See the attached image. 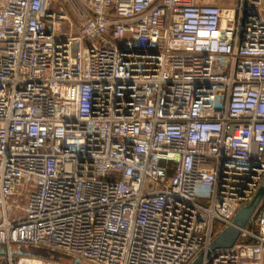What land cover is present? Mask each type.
Masks as SVG:
<instances>
[{
    "label": "built area",
    "instance_id": "1",
    "mask_svg": "<svg viewBox=\"0 0 264 264\" xmlns=\"http://www.w3.org/2000/svg\"><path fill=\"white\" fill-rule=\"evenodd\" d=\"M263 180L264 0H0V264H264Z\"/></svg>",
    "mask_w": 264,
    "mask_h": 264
},
{
    "label": "water",
    "instance_id": "2",
    "mask_svg": "<svg viewBox=\"0 0 264 264\" xmlns=\"http://www.w3.org/2000/svg\"><path fill=\"white\" fill-rule=\"evenodd\" d=\"M76 48V47H75ZM264 195V180L255 194L252 201L244 206L238 208L234 218L233 225L226 227L222 230L210 243L209 251H215L217 249L231 248L235 245L239 236L241 234V228L245 227L248 223L250 217L257 208L259 202L261 201ZM8 254V248L6 246L0 247V256H5ZM12 255H26L30 254L29 251H25L21 246H18L17 249L11 250ZM205 254H200L191 264H202ZM73 264H83V261L80 258H74L72 261Z\"/></svg>",
    "mask_w": 264,
    "mask_h": 264
},
{
    "label": "rangeland",
    "instance_id": "3",
    "mask_svg": "<svg viewBox=\"0 0 264 264\" xmlns=\"http://www.w3.org/2000/svg\"><path fill=\"white\" fill-rule=\"evenodd\" d=\"M205 2H209L210 0H203ZM217 3H221V4H229L232 2V0H216ZM24 204V201H23ZM25 251H29L30 253H36V254H41V255H45V256H51L57 259V264H67L70 261L72 262L73 259L71 258H67L63 253L61 252H57V251H51V250H47L44 248H40V247H36L33 245H24L22 247ZM90 264V263H87Z\"/></svg>",
    "mask_w": 264,
    "mask_h": 264
},
{
    "label": "crops",
    "instance_id": "4",
    "mask_svg": "<svg viewBox=\"0 0 264 264\" xmlns=\"http://www.w3.org/2000/svg\"><path fill=\"white\" fill-rule=\"evenodd\" d=\"M205 2V1H204ZM216 0H210L209 3H215Z\"/></svg>",
    "mask_w": 264,
    "mask_h": 264
}]
</instances>
